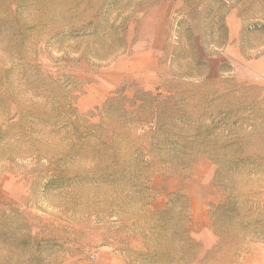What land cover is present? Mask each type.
Segmentation results:
<instances>
[{
  "label": "rangeland",
  "instance_id": "1",
  "mask_svg": "<svg viewBox=\"0 0 264 264\" xmlns=\"http://www.w3.org/2000/svg\"><path fill=\"white\" fill-rule=\"evenodd\" d=\"M0 264H264V0H0Z\"/></svg>",
  "mask_w": 264,
  "mask_h": 264
},
{
  "label": "crops",
  "instance_id": "2",
  "mask_svg": "<svg viewBox=\"0 0 264 264\" xmlns=\"http://www.w3.org/2000/svg\"><path fill=\"white\" fill-rule=\"evenodd\" d=\"M170 182H172L174 189L183 188L186 186V183H184L183 181H177L172 179L170 180Z\"/></svg>",
  "mask_w": 264,
  "mask_h": 264
},
{
  "label": "trees",
  "instance_id": "3",
  "mask_svg": "<svg viewBox=\"0 0 264 264\" xmlns=\"http://www.w3.org/2000/svg\"><path fill=\"white\" fill-rule=\"evenodd\" d=\"M165 212H166V210H165V211H163V212H162V214H164Z\"/></svg>",
  "mask_w": 264,
  "mask_h": 264
}]
</instances>
